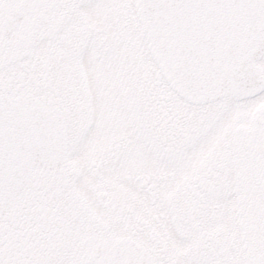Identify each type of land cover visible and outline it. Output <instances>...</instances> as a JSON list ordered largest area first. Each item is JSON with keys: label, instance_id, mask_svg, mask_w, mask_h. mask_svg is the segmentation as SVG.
<instances>
[{"label": "flooded vegetation", "instance_id": "af4514ba", "mask_svg": "<svg viewBox=\"0 0 264 264\" xmlns=\"http://www.w3.org/2000/svg\"><path fill=\"white\" fill-rule=\"evenodd\" d=\"M121 3L0 0V32L9 36L2 48L52 32L56 56L66 60L65 97L35 91L47 73L43 59L27 83L32 91L24 87L14 96L32 93L61 117L67 135L87 137L79 149L67 140L60 168L33 170L28 191L0 222V258L4 264H264V125L256 126L264 91L187 111L201 105L154 79L134 2L127 17ZM257 65L264 74V55ZM244 103L251 108L244 125L219 134V124Z\"/></svg>", "mask_w": 264, "mask_h": 264}, {"label": "water", "instance_id": "95a60500", "mask_svg": "<svg viewBox=\"0 0 264 264\" xmlns=\"http://www.w3.org/2000/svg\"><path fill=\"white\" fill-rule=\"evenodd\" d=\"M135 11L155 64L187 102L264 90L256 65L264 54V0H135ZM8 37L0 32V42ZM66 144L65 124L51 108L30 97H0V221L27 191L32 167L62 165Z\"/></svg>", "mask_w": 264, "mask_h": 264}, {"label": "rangeland", "instance_id": "374dc122", "mask_svg": "<svg viewBox=\"0 0 264 264\" xmlns=\"http://www.w3.org/2000/svg\"><path fill=\"white\" fill-rule=\"evenodd\" d=\"M124 10L121 9L122 13L125 14L127 17V14L125 13V9L133 8V0H123ZM131 4V7H130ZM133 11V10H132ZM63 24H64V17ZM46 24V23H45ZM63 32H65V26H61ZM138 29L140 30V27L138 26ZM132 31V28H131ZM55 34L52 32H47L45 36H42V40H39L38 36H36L34 42L33 39L30 40L29 43H26L24 41H20L17 46L20 47L19 49L16 48H10V49H4L0 45V93L9 92V95H17L21 93L23 88L27 90H31L30 85H27L29 82L32 72H35L33 69L38 59H43V70L47 71V73H43L41 78H37L36 80H40L39 82H35V91L42 94L45 91H47V95H50L52 97V92L55 91L58 93V96L64 95L63 92L66 90V70L64 67L65 59L59 60L55 53V45L53 43L55 42L52 38ZM59 37L62 36L61 33L58 34ZM133 41V40H132ZM31 46V48H29ZM65 70V71H64ZM162 78L160 73L157 71L156 66H154V79ZM65 87V89H63ZM17 92V94H15ZM54 97L55 99H52L53 101H56L59 99V97ZM260 99V98H258ZM65 100V99H64ZM223 101L226 100H218L213 102L211 105H201L200 108L188 106L186 107L187 111H197L198 109H208V107L216 106ZM66 105V104H65ZM69 105L67 104L66 109L68 110ZM203 106V107H202ZM233 108H237L236 114L233 115V118L231 121H223L219 124L218 133L221 135H224L226 133L235 132V130L238 127H242L244 124L243 117L246 116L251 112V108L249 107V103H244V105H235ZM228 111V110H227ZM96 135V134H95ZM96 137H94L95 139ZM91 138H89L90 140ZM68 141H69V148L71 147L72 143L76 142L79 146H77V149L81 148L83 143L87 141V137L82 133L76 131L75 133H69L68 132ZM96 141H98V138H96ZM225 141L224 139H220L217 141L218 146L217 148L222 147L223 143ZM68 159V157H67ZM0 264H4L2 259L0 258ZM24 264H30L28 262H24ZM32 264V263H31ZM34 264H40L38 261L35 260Z\"/></svg>", "mask_w": 264, "mask_h": 264}]
</instances>
